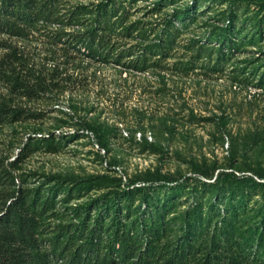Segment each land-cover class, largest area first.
<instances>
[{
  "label": "rangeland",
  "instance_id": "1",
  "mask_svg": "<svg viewBox=\"0 0 264 264\" xmlns=\"http://www.w3.org/2000/svg\"><path fill=\"white\" fill-rule=\"evenodd\" d=\"M99 2L103 0H56L52 17L27 23L24 36L0 33V102L28 115L0 124V159L15 162L16 172L26 175L29 186L52 185L56 181L49 180L52 176L104 175L132 186L168 178L172 186L183 183L172 197L177 210L194 200L206 210L211 191L202 182H211L218 171L261 181L264 84L258 85V80L264 72V23L259 27L257 19L264 12V0L238 2L234 26L251 43L231 54L219 70L206 68L213 64V55L211 61L208 56L198 58L194 67L183 71L175 69L177 62L196 60L192 41L217 47L208 33L215 26H228V3L124 0L129 12L125 24L139 22L140 28L130 36H110L121 48L153 42L175 10L189 7L184 19L173 18L180 29L168 53L155 56L162 59L163 67L144 72L114 62H95L83 49L68 45L63 32H84L93 24V13L83 15L81 23L72 22L73 11L80 5L93 10ZM140 30L147 32L145 41L134 35ZM250 71L252 81L240 82V74ZM3 72L43 88L26 94ZM80 130L87 136L62 137ZM50 133L51 146L35 139ZM101 135L104 150L97 144ZM21 148L26 149L21 152ZM104 190H91L68 204L93 199ZM155 194L159 203L170 199L167 189L159 188ZM261 204V196L253 194L247 206Z\"/></svg>",
  "mask_w": 264,
  "mask_h": 264
},
{
  "label": "trees",
  "instance_id": "2",
  "mask_svg": "<svg viewBox=\"0 0 264 264\" xmlns=\"http://www.w3.org/2000/svg\"><path fill=\"white\" fill-rule=\"evenodd\" d=\"M55 1L0 0V33L24 36L27 23L52 17ZM239 1L214 0L229 6L228 26H215L208 33L217 47L192 41L190 49L195 48L196 60L177 62L175 69H191L198 58L208 56L211 61L214 55L213 64L206 68L219 70L231 54L251 43L244 41L242 32L234 26ZM123 3L103 0L93 10L77 6L70 16L72 22L81 23L83 15L93 13V24L84 32H63L68 45L83 49L86 57L98 63L114 62L137 72L163 67L162 59L155 56L168 53L180 29L173 18L184 19L189 7L175 10L153 42L121 48L110 36H130L140 28L139 22L125 24L129 12ZM257 21L262 27L264 12ZM118 28L122 32H116ZM146 34L140 30L134 35L145 41ZM3 75L26 94L39 93L43 88L37 86L40 83L28 85L12 73ZM239 77L240 82L249 83L253 72ZM263 82L264 72L258 85ZM24 112L0 102V124L27 118ZM82 133L80 130L62 137L86 135ZM35 139L48 146L54 140L51 133ZM97 144L104 150L102 135ZM17 169L15 162L0 159V264H264V174L259 176L261 181H256L231 171H218L211 182H202L211 191L206 210L198 200L177 210L172 197L179 194L183 183L172 186L168 178L132 186L131 182L124 184L120 178L104 175L83 179L52 176L49 180H56L52 185L41 182L29 186L26 175L17 173ZM103 188L106 190L93 199L68 204L84 193ZM159 188L167 189L170 199L159 203L155 194ZM253 194L261 196L262 204L249 209Z\"/></svg>",
  "mask_w": 264,
  "mask_h": 264
}]
</instances>
